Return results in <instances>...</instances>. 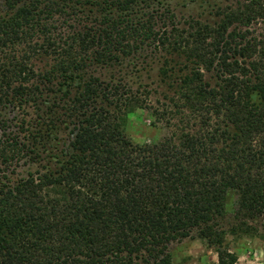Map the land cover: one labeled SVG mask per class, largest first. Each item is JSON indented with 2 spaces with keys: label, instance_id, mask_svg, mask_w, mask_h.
I'll return each instance as SVG.
<instances>
[{
  "label": "trees",
  "instance_id": "trees-1",
  "mask_svg": "<svg viewBox=\"0 0 264 264\" xmlns=\"http://www.w3.org/2000/svg\"><path fill=\"white\" fill-rule=\"evenodd\" d=\"M169 1L0 0V264H173L193 232L238 264L227 235L264 218V0L214 24ZM153 64L156 106L128 80ZM139 110L162 140L130 139Z\"/></svg>",
  "mask_w": 264,
  "mask_h": 264
},
{
  "label": "rangeland",
  "instance_id": "rangeland-1",
  "mask_svg": "<svg viewBox=\"0 0 264 264\" xmlns=\"http://www.w3.org/2000/svg\"><path fill=\"white\" fill-rule=\"evenodd\" d=\"M232 0H214L211 3H203L200 0H170L169 8L174 12L179 21L194 18L208 24H214L216 7H225ZM158 64L146 68L145 71L129 78L137 87L139 83L152 90L150 102L156 106L157 99L165 89L158 77ZM104 73V72H101ZM161 100V99H160ZM161 102H163L161 100ZM154 119L146 110H139L130 116L127 135L135 144H152L162 140L167 135L163 124L153 127ZM31 165L19 169L18 173L23 177L29 171H34ZM233 197L227 202V219L223 222L226 231L235 226L233 217ZM255 232L251 235L237 234L227 235L223 247L233 253L238 264H264V218L252 223ZM217 249L211 247L205 240L200 239L197 232H193L189 238L174 241L168 246V253L172 257L173 264H218Z\"/></svg>",
  "mask_w": 264,
  "mask_h": 264
}]
</instances>
